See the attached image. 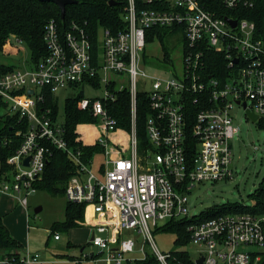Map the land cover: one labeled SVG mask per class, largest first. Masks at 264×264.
<instances>
[{"label":"built area","instance_id":"obj_1","mask_svg":"<svg viewBox=\"0 0 264 264\" xmlns=\"http://www.w3.org/2000/svg\"><path fill=\"white\" fill-rule=\"evenodd\" d=\"M255 9L256 0H126L117 27L92 31L72 22L62 31L49 19L39 59L0 70V122L6 127L0 130V196L26 211L54 146L78 166L66 181L64 199L99 215L89 239L97 251L84 258L123 264L151 256L155 264H171V253L154 242L153 227L187 217V193L195 184L232 178L231 140L239 133L233 107H241L248 119L247 112L256 114L255 122L264 115V13L257 16ZM151 27L166 28L182 42L181 63L169 68L170 76L141 69ZM12 39L18 47L12 55L24 58L21 40ZM65 88H78L76 107L95 118L93 144L102 147V159L94 168V155L83 160L80 150L68 146L64 120L53 113V94ZM86 88L100 94L86 96ZM122 91L129 96V128L111 113ZM138 94H144L148 109L141 149ZM112 134H118L115 140ZM4 148L13 153L2 155ZM187 228L197 249L186 264H264V214L230 212ZM134 251L141 256H128ZM16 261L44 262L24 247L16 256L0 257V264Z\"/></svg>","mask_w":264,"mask_h":264},{"label":"trees","instance_id":"obj_2","mask_svg":"<svg viewBox=\"0 0 264 264\" xmlns=\"http://www.w3.org/2000/svg\"><path fill=\"white\" fill-rule=\"evenodd\" d=\"M110 0H77L76 3L68 4L64 9L63 18L60 17L59 8L52 2L38 0H0V54L12 55L18 52V47L12 42V38L21 40L28 49L30 59L36 62L44 53V43L42 34L45 23L49 19H55L60 30H66L69 24L75 22L92 31L98 26L117 27L121 24L122 7L126 0H113L115 5L109 4ZM257 16L264 13V0H256ZM173 36V32L162 27H151L148 30L147 41L158 38L160 41ZM176 39H179L177 37ZM170 60L168 51H164L163 61ZM208 67H213V62ZM11 69L12 65L0 62V70ZM81 95L67 98L64 103V136L68 146L72 150H80L83 160L90 159L93 155L102 152V147L98 144H83L80 132H76V127L92 126L95 118L87 111H81L76 107V101ZM138 114L137 137L139 149L146 145V134L144 121L148 114L146 108V98L144 94H138ZM53 113L58 114V105L53 103ZM111 113L118 121V125L129 128L130 107L128 93L122 91L118 93L117 99L111 103ZM261 128H264V117L257 121ZM1 132H5L6 127ZM11 148H4L2 155L12 154ZM3 156V157H4ZM78 166L67 155V153L54 146H50V154L44 171L39 179L34 182L37 190H44L52 196H64L65 184L68 178L77 172ZM254 203L246 205L244 203L233 202L223 203L204 211H200L190 218L181 220L170 219L159 229L171 231L175 234V249L169 251L172 255L171 264L190 263V254L186 250L179 249L189 243L190 232L188 226L191 223L206 220L221 214L230 212H248L251 214H264V177L260 186L253 192ZM84 205L65 201L64 218L55 221L50 229L54 231H67L72 227H79L84 220ZM21 249V243L14 238L0 217V257L5 255H17ZM14 264H19L17 261ZM123 264H155L151 256L144 259H134L125 261Z\"/></svg>","mask_w":264,"mask_h":264},{"label":"rangeland","instance_id":"obj_3","mask_svg":"<svg viewBox=\"0 0 264 264\" xmlns=\"http://www.w3.org/2000/svg\"><path fill=\"white\" fill-rule=\"evenodd\" d=\"M176 38L177 35H169L163 41L158 38L148 41L140 60L141 69L147 74L158 77L170 76L169 68L181 63L182 42ZM21 47L24 51V58L0 54V62L7 65H18L22 59L30 57L29 51L23 43ZM166 50L170 58L168 62L163 61V54ZM77 92L78 88H65L53 94L57 100L58 119L60 121L64 120L65 99L75 96ZM99 94L100 90L88 88L85 90L86 96ZM231 115L234 124L239 127L238 135L231 140L233 176L225 181H206L195 184L187 193L188 218L200 211L227 202H239L249 206L254 203L252 194L260 186L264 177V128H261L257 122L248 119L239 106L233 107ZM76 132H80L85 142L93 144V134L90 137L86 136L87 132L86 134L83 133L79 126L76 127ZM114 137L116 138V136ZM101 159V154L94 155L92 168ZM64 206L65 199L63 196H52L44 190H36L28 196L26 211L13 199L0 196V217L5 222L10 234L22 243V249L24 247L29 251L38 252L40 258L44 260L40 264H92L84 258V254L97 251V247L89 244L91 233L88 228L80 226L72 227L67 231H54L59 233V240H55L53 233H50L51 225L55 221L63 219ZM37 207H40V210L36 213L34 209ZM181 219L184 217L176 218V220ZM167 221H158L156 227L152 229L154 242L161 252L175 249V234L159 229ZM131 232L130 230H123V235L131 234ZM135 236L137 240L141 241L140 234ZM179 249L189 252L192 258L196 255L197 248L192 243H188ZM146 251L150 254L148 245H146ZM128 256L140 257L141 254L134 251Z\"/></svg>","mask_w":264,"mask_h":264},{"label":"crops","instance_id":"obj_4","mask_svg":"<svg viewBox=\"0 0 264 264\" xmlns=\"http://www.w3.org/2000/svg\"><path fill=\"white\" fill-rule=\"evenodd\" d=\"M79 127H81V131L83 132V133H85L86 134V132H87V134H86V136H88V137H90L91 136V134H92V127H88V126H81L80 124L78 125ZM117 135L118 134H112L111 135V138L113 139V140H115L116 138H117ZM114 136H116V138L114 137ZM66 201V200H65ZM63 215H64V213H63ZM83 216H84V220H83V222L81 223V225L80 226H84V227H86V228H88L89 230H90V233L92 232V225L99 219V215L98 214H96V213H94L93 212V210H92V208L91 207H87L86 208V210L84 211V214H83ZM63 218H64V216H63ZM2 220V219H1ZM2 222L4 223V225L6 226V224H5V222L2 220ZM79 226V227H80ZM7 227V226H6ZM10 233V232H9ZM59 239H60V237H59ZM58 239V240H59ZM18 240V239H17ZM19 241V240H18ZM20 242V241H19ZM21 243V242H20ZM22 244V243H21ZM81 250H82V248H81ZM43 260V259H42Z\"/></svg>","mask_w":264,"mask_h":264},{"label":"water","instance_id":"obj_5","mask_svg":"<svg viewBox=\"0 0 264 264\" xmlns=\"http://www.w3.org/2000/svg\"><path fill=\"white\" fill-rule=\"evenodd\" d=\"M38 1H43V2H52L54 3L60 10V17L63 18L64 16V9H65V6L68 5V4H73V3H76L77 0H38ZM109 4L110 5H115L116 2L113 1V0H110L109 1ZM232 24H235V21H230ZM31 91V90H29ZM247 116L249 117L250 120L252 121H256L257 119V115L256 114H253L251 112H247ZM25 164H27V158L25 159ZM40 210V207H37L34 209V211L37 213L38 211ZM93 234L91 233L90 235V239L92 238ZM202 261V258L198 259L196 262L197 263H200Z\"/></svg>","mask_w":264,"mask_h":264}]
</instances>
